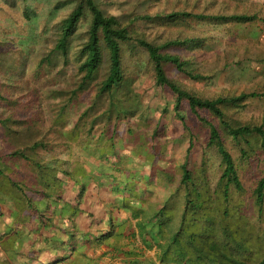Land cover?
Instances as JSON below:
<instances>
[{
	"label": "trees",
	"instance_id": "obj_1",
	"mask_svg": "<svg viewBox=\"0 0 264 264\" xmlns=\"http://www.w3.org/2000/svg\"><path fill=\"white\" fill-rule=\"evenodd\" d=\"M153 18L161 22L164 19L172 22L193 18L215 23H244L253 21L256 15L185 9L167 13L160 10L155 14L145 11L114 14L103 9L97 0H76L72 9L57 23L54 45L40 59V64H50L52 58L61 57L65 63L72 61L76 65L74 85L64 92L67 94L66 105H59L57 115L73 98L91 86H95L94 99L88 109L82 111L81 118L95 107L96 100L102 96H106L108 102L100 113L108 120L112 117L128 119L135 115L137 102L132 96V79L124 73L122 54L124 47L130 52L140 47L152 63L155 85L172 94L176 117L184 121L182 111L187 110L208 128L207 147L216 149L222 167L215 187L208 185L204 174L193 171L190 141L180 164L179 182L166 193L167 199L179 193L184 196L180 222H159L156 225L155 215L165 212L173 216L175 213L174 205L168 207L166 201L161 202L157 209H150L151 212L144 203L145 194L151 195L154 191L152 183L169 187L172 181L171 174L162 165L158 166V170L146 169L144 173L150 176L149 183L138 178L137 181L129 178V182L126 176L124 180H119L121 169L129 165L120 166L118 160L113 163L117 169L114 166L109 168L110 164L88 171L81 165L71 169L49 167L31 155V150L44 143L32 142L24 148L16 144L5 156L0 155V203L8 204L0 210V264H62L70 260L72 254L83 255L93 245L101 243H107L110 250H115L117 254H126L128 250L118 241L125 235L134 236V229H137L144 245H157L160 259L167 264H264V157L261 161L262 175L252 191L253 203L260 213L257 219L260 228L255 234L254 226L241 214L240 205L232 199V189L242 192L244 187L223 136L224 133L239 145L243 157L246 156L243 145L251 148L259 144L264 148L263 124L232 120L226 113L228 108H238L250 99L264 97V91L207 97L179 84L167 75V65L196 82L209 78L208 74L192 69L189 59L170 52L174 48L189 47L198 39L171 37L160 43L148 40L135 25ZM83 20H88L86 37L71 47L73 34ZM104 51L108 63L100 79ZM261 61L264 62V58ZM123 111L127 113L126 117ZM207 113L217 120V125L206 116ZM28 130L32 131V126ZM157 130L154 129L153 137ZM84 141L89 143L88 139ZM102 157L106 160L105 155ZM157 157L155 152H146L138 154L135 161H148L150 158L153 163L158 160ZM130 162L131 158L127 164ZM22 167L23 175L18 178V168ZM164 170L167 172L166 179L162 174ZM101 177H105V183ZM92 184L98 195L93 191ZM132 187L142 193L138 197L131 196ZM94 195L100 205L98 213L94 212L90 199ZM128 195L129 200L123 201ZM109 196L114 199L107 200ZM125 212H130V217ZM111 237L113 240L109 241ZM253 241L257 242L255 247Z\"/></svg>",
	"mask_w": 264,
	"mask_h": 264
},
{
	"label": "rangeland",
	"instance_id": "obj_2",
	"mask_svg": "<svg viewBox=\"0 0 264 264\" xmlns=\"http://www.w3.org/2000/svg\"><path fill=\"white\" fill-rule=\"evenodd\" d=\"M97 1L103 9L114 14L129 11L155 14L160 10L167 13L178 9L255 14L253 21L244 23H215L193 18L172 22L164 19L161 22L153 18L137 22L135 26L141 35L156 43L171 37L199 40L189 47L170 50L189 59V65L195 71L209 75L208 79L196 82L167 65V75L184 87L207 97L241 91H264V62L261 61L264 58V0ZM75 3L76 0H0V155L5 156L16 144L24 148L32 142H42L44 145L31 150V155L49 167L71 169L81 165L88 171L110 164L109 168L114 166L117 169L113 163L118 160L120 166L129 165L121 169L119 180H124L126 176L129 182L138 178L145 183H149L150 177L144 173L146 169L154 171L162 165L171 174L172 181L169 187L152 183L154 191L150 193L152 196L145 194L144 203L148 212L157 209L161 202L166 201L168 207L174 205L173 216L164 212L155 215L154 221L156 225L172 221V224L176 221L179 224L184 196L179 193L167 199L166 193L179 182L180 164L189 142H192L191 167L195 173L204 174L211 188L215 187L221 173L219 154L206 144L208 128L187 110L182 111L184 121L176 117L172 94L155 85L152 63L146 51L140 47L133 52L124 47L122 54L124 73L132 79V96L137 102L135 115L128 119L112 117L108 120L106 115L100 113L108 102L106 96H102L96 100L95 107L81 118L82 111L87 110L94 99L95 86L73 98L57 115L59 105H66L67 94L64 92L74 85L76 65L72 61L65 63L61 57L52 58L50 64H40V59L55 43L58 21L67 15ZM87 24L88 20L78 24L71 47L86 37ZM107 63V53L104 51L100 79L105 74ZM226 113L232 120L264 125V97L250 99L238 108H228ZM123 116H127L124 111ZM206 116L217 125L216 119L208 113ZM29 125L32 131L28 130ZM155 128L158 130L153 137ZM223 136L244 187L242 192L232 189V199L240 205L241 214L248 218L256 234L260 228L257 223L260 213L253 203L252 191L262 175L264 148L259 144L251 148L243 145L246 149V156L243 157L239 145L224 133ZM87 139L88 144L84 141ZM146 152H155L158 160L151 163L150 158L148 161L137 159L136 163L135 157ZM102 155L106 156V160ZM130 158L131 162L127 164ZM23 169L18 168V178L22 177ZM162 174L166 179L167 172L164 170ZM101 181L105 183V177H101ZM133 189L136 192L133 190L132 194L127 191L131 196L138 197L142 193ZM128 197L123 201L129 200ZM7 205L0 203V210ZM94 212L98 213L99 210L94 209ZM253 242L255 247L257 242Z\"/></svg>",
	"mask_w": 264,
	"mask_h": 264
},
{
	"label": "crops",
	"instance_id": "obj_3",
	"mask_svg": "<svg viewBox=\"0 0 264 264\" xmlns=\"http://www.w3.org/2000/svg\"><path fill=\"white\" fill-rule=\"evenodd\" d=\"M96 195L90 196L94 204V209L99 210ZM88 199V198H87ZM114 199L109 196V199ZM99 203V202H98ZM130 217V212H125ZM131 222H134L131 219ZM135 235H125L119 239L120 246H124L128 253L117 254L107 243L95 244L90 247L83 255L72 254L71 259L62 264H167L160 259V249L156 244L146 246L142 243L137 229H134ZM113 237L109 239L112 241Z\"/></svg>",
	"mask_w": 264,
	"mask_h": 264
}]
</instances>
